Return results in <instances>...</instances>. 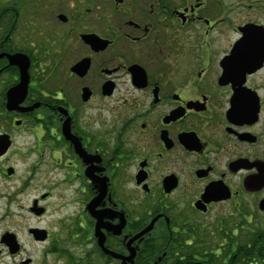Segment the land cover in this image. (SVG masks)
<instances>
[{
    "label": "flooded vegetation",
    "instance_id": "flooded-vegetation-1",
    "mask_svg": "<svg viewBox=\"0 0 264 264\" xmlns=\"http://www.w3.org/2000/svg\"><path fill=\"white\" fill-rule=\"evenodd\" d=\"M55 18L70 27L61 42L80 52L72 67L90 60L84 76L70 68L73 93L81 84L73 108L38 99L31 74L30 34L55 43ZM4 53L30 57L22 107H40L7 112L4 96L2 122L29 124L38 151L44 127L45 143L68 150L86 249L73 253L72 220L57 233L28 229L41 246L36 259L21 258L18 231L6 230L0 264H191L195 240L216 247L194 264H212L209 255L237 264L239 233L264 228V0H0ZM19 80L0 58V96ZM59 107L72 119L73 145ZM29 212L41 219L47 207Z\"/></svg>",
    "mask_w": 264,
    "mask_h": 264
},
{
    "label": "rangeland",
    "instance_id": "rangeland-1",
    "mask_svg": "<svg viewBox=\"0 0 264 264\" xmlns=\"http://www.w3.org/2000/svg\"><path fill=\"white\" fill-rule=\"evenodd\" d=\"M55 22V32L58 34H55V43L51 39L46 40V36L35 37L30 34L28 46L35 56L34 72L31 74L36 77L35 90L39 92L36 94L38 99L43 102H55L57 98H61V103L68 101L70 103L68 107L73 108L72 97L77 94L80 96L77 92L81 84H76L78 89L73 93V82L76 81L70 74V68L73 66V57L76 55L78 57L80 52H75L73 56L69 45L61 42L63 37L60 35L70 28L68 24L63 26L56 18ZM4 96L6 95L2 96L1 93L0 101ZM60 114L64 116L61 112ZM2 118L3 116H0L1 122ZM29 128V124H26L16 130L3 122L0 123V132L8 130L13 134L11 147L6 155L0 158V232L18 231L24 247L21 258L29 255L36 259L41 246L29 237L28 229L35 227L36 230L42 231L40 228L46 227L57 233L60 222L72 220L73 235L77 236L82 232L78 230L76 224L77 217L82 212L73 200V176L70 174L72 166L69 164L71 157L68 150L64 149L62 144L54 145L52 149L48 142L45 143L49 132L44 127L43 130H37L40 136H44L42 138L44 143L40 145L42 149L38 151V138ZM8 168L14 169L12 176L8 174ZM49 194L50 198L47 201L40 202L42 197ZM34 201L37 205L39 203L47 207V213L41 219L29 212V208L35 204ZM69 217L71 218L68 219ZM208 245L216 247L215 243ZM85 246L86 244L79 242V236L73 238V253L83 252ZM35 263L34 261L33 264Z\"/></svg>",
    "mask_w": 264,
    "mask_h": 264
},
{
    "label": "water",
    "instance_id": "water-1",
    "mask_svg": "<svg viewBox=\"0 0 264 264\" xmlns=\"http://www.w3.org/2000/svg\"><path fill=\"white\" fill-rule=\"evenodd\" d=\"M61 18L64 19L63 17ZM83 38L86 40L85 36ZM2 57H6L9 61V64L18 67L20 71V80H19L18 85L10 88L6 94L5 108L7 112H20V113L33 112L35 109L40 107V103H37L27 108L22 107V104L25 102L27 98V95L29 92L30 81H31V76L29 72L30 67H31L30 57L24 53L23 54L17 53L13 55L4 53L0 55V58ZM89 62H90L89 59L82 60L74 68L72 67L71 71L77 72L80 76H84L89 68ZM104 93H108L106 88L104 90ZM88 96H90L89 89H84V94H83L84 99H87ZM58 112L59 113L61 112L66 117L69 116L68 110L63 107H59ZM72 128H73L72 119L71 117H67V119L64 121L63 126H62V135L66 141H68L69 143L73 145ZM11 145H12L11 136L7 133L0 134V157H3L4 155H6ZM7 172L9 175H11L14 172V169L8 168ZM43 211H44L43 209L37 210L38 214L43 213ZM36 232L40 233L43 231L38 229L36 230ZM103 242H104V239L102 240V243ZM104 251L109 253L105 248H104Z\"/></svg>",
    "mask_w": 264,
    "mask_h": 264
},
{
    "label": "trees",
    "instance_id": "trees-1",
    "mask_svg": "<svg viewBox=\"0 0 264 264\" xmlns=\"http://www.w3.org/2000/svg\"><path fill=\"white\" fill-rule=\"evenodd\" d=\"M1 102V101H0ZM5 113V110L2 107H0V116H3ZM195 235H200L198 232L193 231ZM192 233V232H191ZM250 235L251 237V244L248 245V241L246 240V236ZM244 236L245 239L240 240L238 242L237 246V257H236V262L237 264H264V228L260 227H255L253 229L252 234H248L246 232H240L239 237ZM209 245L205 243H200L198 240H195L193 242V245L190 247V258L189 260L191 261V264H194L193 261H196L197 259L194 258V255L198 254H204L205 251H212L211 249H208ZM210 257V263L215 264L212 257ZM179 264H182L179 262Z\"/></svg>",
    "mask_w": 264,
    "mask_h": 264
}]
</instances>
